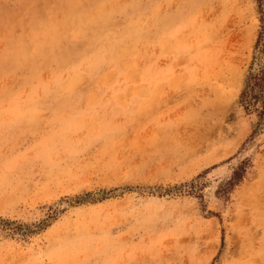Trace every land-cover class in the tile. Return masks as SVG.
<instances>
[{
	"label": "rangeland",
	"instance_id": "rangeland-1",
	"mask_svg": "<svg viewBox=\"0 0 264 264\" xmlns=\"http://www.w3.org/2000/svg\"><path fill=\"white\" fill-rule=\"evenodd\" d=\"M261 34L264 0H0V264H264Z\"/></svg>",
	"mask_w": 264,
	"mask_h": 264
},
{
	"label": "trees",
	"instance_id": "trees-1",
	"mask_svg": "<svg viewBox=\"0 0 264 264\" xmlns=\"http://www.w3.org/2000/svg\"><path fill=\"white\" fill-rule=\"evenodd\" d=\"M261 45V51L264 53V36L259 35L256 42V46ZM264 66L259 67L257 70L252 71V67L249 75L246 78L245 87L240 94L239 102L248 110L250 107H255L258 103L261 104L262 111L259 113V117L264 112Z\"/></svg>",
	"mask_w": 264,
	"mask_h": 264
},
{
	"label": "bare ground",
	"instance_id": "bare-ground-1",
	"mask_svg": "<svg viewBox=\"0 0 264 264\" xmlns=\"http://www.w3.org/2000/svg\"><path fill=\"white\" fill-rule=\"evenodd\" d=\"M37 112V111H36Z\"/></svg>",
	"mask_w": 264,
	"mask_h": 264
}]
</instances>
